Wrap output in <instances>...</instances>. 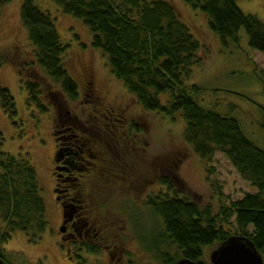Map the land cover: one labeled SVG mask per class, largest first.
<instances>
[{"label": "trees", "instance_id": "trees-1", "mask_svg": "<svg viewBox=\"0 0 264 264\" xmlns=\"http://www.w3.org/2000/svg\"><path fill=\"white\" fill-rule=\"evenodd\" d=\"M52 1L64 14L85 24L93 36V49L108 58L111 73L145 111L172 120L181 116L186 124L185 142L195 155L208 164L216 154H223L240 177L257 190L230 206H222L214 215L210 208H202L195 199L184 196L188 188L178 171L185 157L176 158L168 168L160 165L157 183L166 190L149 196L144 208L159 221L157 232L150 237L137 233L141 253L156 264H178L181 260L206 264L204 249L214 251L233 237L224 224L234 219L240 233L235 236L249 238L263 256L264 150L246 137L236 119L207 110L197 103L195 97L203 89L196 85L189 87L187 81L193 68L202 64L199 58L202 48L181 21L175 7L165 0ZM240 1L243 0H183L208 17L211 31L224 44L231 42L239 46L240 33L245 31L250 48L264 54V24L243 13L238 6ZM20 19L36 49V62L50 80L48 83L38 76L34 63L15 62L19 64L15 68L23 89L28 92L29 106L49 114L57 109L55 103L61 109L65 103L75 104L80 94L79 85L67 71L68 48L61 42L53 20L33 0L25 1ZM2 65L3 61L0 67ZM28 76L34 81L27 80ZM162 95L169 96L167 105L162 104ZM0 97L6 113L16 116L10 93L0 89ZM43 97L48 99L50 107L43 102ZM117 118V123H123L122 118ZM92 124L96 130L101 124L108 127L104 121ZM129 128L130 134L122 129L112 134L122 147L120 142L137 139L142 132L139 125L130 124ZM104 152L101 166L108 165ZM121 155L120 152L117 156L116 169L100 167L81 180L83 186L79 190L91 218L103 217L109 205L103 195L109 186L103 177L114 176L123 184L124 174L132 170ZM48 228L47 207L36 169L29 160L0 153V258L6 264L4 246L15 234L24 233L31 243L37 244Z\"/></svg>", "mask_w": 264, "mask_h": 264}, {"label": "rangeland", "instance_id": "rangeland-1", "mask_svg": "<svg viewBox=\"0 0 264 264\" xmlns=\"http://www.w3.org/2000/svg\"><path fill=\"white\" fill-rule=\"evenodd\" d=\"M25 1L0 0V63L3 61L0 67V89L10 93L17 113L14 117L9 116L0 97V153L29 160L36 169L47 207L49 228L37 244L31 243L24 233L15 234L4 246L5 262L71 264L58 235L62 216L56 202L55 181L51 171L55 151L51 135L53 112L42 114L36 107L29 106L28 92L23 89L15 68V65H19L17 62L34 63L38 76L50 82L45 70L38 66L36 49L29 41L27 30L21 25ZM165 1L175 7L181 21L188 26L202 48L199 54L202 64L193 68L191 78L187 81L189 87L196 85L203 89L195 97L197 103L207 110L236 119L246 137L264 150V54L250 48L245 31L240 33L239 46L231 42L224 44L211 31L205 14L195 11L183 0ZM33 2L51 17L61 42L68 48L65 65L70 76L78 83L80 92L86 91V83L93 84L90 99L80 96L78 105L65 103L62 109L72 110L78 106L76 112L83 120L91 123L99 121L100 124L104 121L108 125L106 128L101 124L97 130L91 126L89 131L94 133L95 139H101L100 148L105 150L108 165L101 167L116 169L120 152L126 163L132 166L129 174H124L126 183H120L114 176L103 177L109 186L103 194L109 204L103 214L109 241L106 244L110 246L114 242L122 247L116 254V261L124 254L120 264H156L144 253L141 254L137 233L150 237L157 232L159 221L144 208L149 196L166 190L157 183L162 164L168 168L176 158L185 157L178 171L188 188L184 196L195 199L202 208H210L214 215L220 212L222 206H230L247 194L257 193L223 154H216L208 164L194 154L185 142L186 124L181 116L172 120L145 111L124 84L111 73L108 58L101 51L93 49V36L82 21L64 14L52 0ZM238 6L243 13L258 18L264 24V0H243ZM27 80L34 81V78L28 76ZM42 91L45 92L43 88ZM160 99L163 105H167L169 96L162 95ZM43 102L51 106L45 97ZM117 117L122 118L123 123H117ZM130 124L139 125L142 132L134 141L120 142L122 147L112 134L119 129L130 134ZM92 170L94 172V168ZM224 228L233 236L240 235L234 219L224 224ZM94 250L87 249L84 254L86 261L78 264H116L110 263L111 260L104 253H93ZM212 252L210 248L204 249L206 264H210Z\"/></svg>", "mask_w": 264, "mask_h": 264}, {"label": "flooded vegetation", "instance_id": "flooded-vegetation-1", "mask_svg": "<svg viewBox=\"0 0 264 264\" xmlns=\"http://www.w3.org/2000/svg\"><path fill=\"white\" fill-rule=\"evenodd\" d=\"M85 86L89 93L80 92L79 97L90 99L93 84L86 83ZM78 101L76 105L79 104ZM54 105L57 109L54 110V114L52 113L51 135L55 151L51 171L55 181L56 202L62 216L58 230L61 247L66 251L67 260L71 264L86 261L84 254L87 249H98L111 260L110 263L120 264L123 262L124 254L120 255L117 261L116 254L122 247L114 242L107 246L106 243L109 241L106 238L103 217L91 218L89 207L79 190L83 186L81 180L89 177L93 168L97 171L101 167L100 163L103 162L101 139H95L94 133L89 132L93 124L78 115L76 112L79 110L78 106L72 110L71 108L63 110L57 103Z\"/></svg>", "mask_w": 264, "mask_h": 264}, {"label": "water", "instance_id": "water-1", "mask_svg": "<svg viewBox=\"0 0 264 264\" xmlns=\"http://www.w3.org/2000/svg\"><path fill=\"white\" fill-rule=\"evenodd\" d=\"M0 264H5L1 258ZM178 264L196 263L181 260ZM210 264H264V260L249 238L233 236L212 252Z\"/></svg>", "mask_w": 264, "mask_h": 264}]
</instances>
